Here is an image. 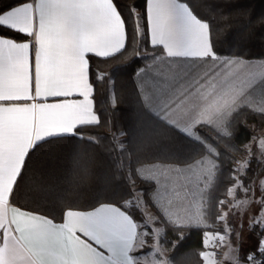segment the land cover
<instances>
[{
  "label": "snow or ice",
  "instance_id": "obj_1",
  "mask_svg": "<svg viewBox=\"0 0 264 264\" xmlns=\"http://www.w3.org/2000/svg\"><path fill=\"white\" fill-rule=\"evenodd\" d=\"M197 8L192 0H17L0 8V264H179L167 254V232L214 227L213 218L224 230L203 231V246L227 245L224 260L245 264L231 243L228 217L246 213L250 231L262 229L256 251L264 257V168L249 179L250 147L248 159L225 167L233 163L227 149L239 118L251 113L264 121V59L243 50L223 54L217 44L232 28L231 12L221 11L225 23L217 26ZM238 21L264 29V16L240 12ZM145 36L151 51L142 53ZM133 57L150 61L136 72L142 91L153 88L144 104L188 142V158L145 164L142 139L112 132L105 145L93 133L101 124L95 81L107 76L94 66L96 58ZM72 141L102 148L112 175L127 177L119 203L62 207L60 222L17 206L33 155L58 145L71 151ZM258 147L264 158V138ZM86 155L76 145L73 162L83 165ZM137 180L148 187L137 189ZM221 183L231 201L210 194ZM200 256L203 264H217L214 252ZM246 261L264 264L255 252Z\"/></svg>",
  "mask_w": 264,
  "mask_h": 264
},
{
  "label": "trees",
  "instance_id": "obj_2",
  "mask_svg": "<svg viewBox=\"0 0 264 264\" xmlns=\"http://www.w3.org/2000/svg\"><path fill=\"white\" fill-rule=\"evenodd\" d=\"M17 0H0V8L13 5ZM125 3L131 0H124ZM144 0H138L143 4ZM198 8L199 14L206 18L215 17L217 26H223L220 20V12H231L232 28L226 35L222 34L217 48L223 54L243 50L253 60L264 59V29L258 24L244 28L238 21L240 12H250L256 17L264 16V0H192ZM143 53L145 49L151 51L147 36L138 45ZM149 60L123 58L110 61H102L96 58L94 66L107 74L104 80L95 81V105L100 115L101 124L93 128V133L102 144H111V133L123 131L125 135L121 139L128 141L134 136L143 140L140 158L145 164L161 162L174 158H188L192 152L187 141H181L175 133L163 126L161 120L145 106L140 90L135 81V71L149 64ZM110 77V78H109ZM95 79V77H93ZM115 97V107L112 100ZM264 127L259 115L251 113L242 115L234 125V135L227 149L233 162L234 152L239 153L243 145L248 143L254 135V130ZM83 147L87 155L83 165L73 162L75 146ZM63 145L45 147L35 153L25 175L24 183L17 193L15 203L17 206L34 209L38 212L55 216L56 222H60L59 209L71 206L79 209H90L99 202L119 203L120 197L129 188L126 176H113L111 170V158L102 148L87 145L82 141H72L69 146ZM223 148L224 146L221 145ZM233 168V163L225 165ZM264 165L251 157L248 177H254ZM228 173H225L227 176ZM140 180L136 182L137 184ZM142 189V188H141ZM212 196L219 199L226 198L224 185L219 184L218 190L212 192ZM139 217V213L136 214ZM209 224L215 229L220 222L214 218ZM257 228V229H256ZM205 229H184L167 232L170 256H175L179 264H202L200 252L203 248L202 233ZM256 237V243L262 229L258 225L251 230ZM183 235L184 239L180 237ZM175 243L177 247L172 248ZM257 247V246H256ZM242 251L239 257L245 261L246 255L256 249ZM230 264V263H228Z\"/></svg>",
  "mask_w": 264,
  "mask_h": 264
},
{
  "label": "rangeland",
  "instance_id": "obj_3",
  "mask_svg": "<svg viewBox=\"0 0 264 264\" xmlns=\"http://www.w3.org/2000/svg\"><path fill=\"white\" fill-rule=\"evenodd\" d=\"M260 59H256L254 61H258ZM138 70V69H137ZM137 70L135 71V81L137 83V86H138V89L140 90V93H141V96L142 94H144L145 92H152L153 91V88L151 85H147L144 87L143 91L142 89H140V85L141 83H143L142 79L139 80V83H138V80H137V76H136V72ZM143 98V96H142ZM150 109V108H149ZM154 114L155 112L150 109ZM253 137H256V140H253ZM253 137L251 138V140L246 143L245 145L242 146L241 148V151L239 153L237 152H234L233 155H234V159L235 161L233 162V168L237 167L238 165L235 163L237 161H244L246 159H248V148L250 147L251 148V151L253 153L252 155V158H255L256 160H258L259 163H261L260 161L264 158L261 157L260 155V149L258 147V144H259V140L261 138H264V127L262 128H258V129H255L254 130V135ZM247 146V147H246ZM152 163H159V162H152ZM152 163H149V164H152ZM262 165H264V163H261ZM260 172H258L257 174H259ZM256 176V175H255ZM254 177H249V179H254ZM264 178V177H262ZM137 187H141V188H146L148 187V185L142 183L141 181L137 184ZM141 188H138V189H141ZM228 201H231V197H228L227 194H226V198H224ZM226 210V209H225ZM147 211L153 215H156L157 214V210L156 208L154 207H151L149 206ZM250 217H251V213H246V214H243V215H240V214H237V215H230L228 217V223L231 225L232 227V234H231V239L234 240L233 242L231 241V243L233 244V246H238L239 247V252H242L244 251L248 244L251 245L252 242L255 241V238L254 237V234L253 232L250 231L249 229V220H250ZM224 223L223 222H220L219 226L215 229H205L204 231H209L211 233H216L217 231L219 232H223L224 230ZM258 227H260L258 225ZM257 229V228H256ZM184 232V230L182 231V233ZM236 232H239L241 234V237L242 239L238 242L237 239H236V236H235V233ZM180 232V234H182ZM202 251H210V252H214L215 253V260L217 261V264H219L221 261L224 262V254L228 251V248H227V245H224L223 248L222 246L221 247H214L211 243L209 244V246L207 248H205L203 246ZM169 256V251L167 253ZM202 264H203V260H202Z\"/></svg>",
  "mask_w": 264,
  "mask_h": 264
},
{
  "label": "crops",
  "instance_id": "obj_4",
  "mask_svg": "<svg viewBox=\"0 0 264 264\" xmlns=\"http://www.w3.org/2000/svg\"><path fill=\"white\" fill-rule=\"evenodd\" d=\"M137 80H138V83H139V80H140V79L137 78ZM139 85H140V83H139ZM140 89H141V88H140ZM143 95H144V94H142V96H143ZM251 232H252V231H251ZM231 241L233 242L234 240L231 239ZM254 246H255V247L257 246L256 239H255L254 242H252L251 245L248 244V246H247V248H246L245 250L250 249V248H253ZM222 248H223V246H222ZM240 253H242V252H239V254H240ZM228 263H230V262H228V261H224V262H222V261H221L219 264H228Z\"/></svg>",
  "mask_w": 264,
  "mask_h": 264
},
{
  "label": "built area",
  "instance_id": "obj_5",
  "mask_svg": "<svg viewBox=\"0 0 264 264\" xmlns=\"http://www.w3.org/2000/svg\"><path fill=\"white\" fill-rule=\"evenodd\" d=\"M251 252H255V259L264 260V257H262L261 254L258 251H256V249L254 251H251ZM245 264H251V262H247L246 258H245Z\"/></svg>",
  "mask_w": 264,
  "mask_h": 264
}]
</instances>
